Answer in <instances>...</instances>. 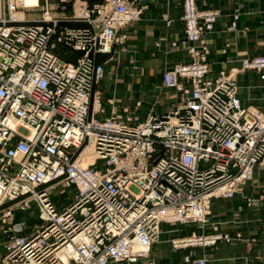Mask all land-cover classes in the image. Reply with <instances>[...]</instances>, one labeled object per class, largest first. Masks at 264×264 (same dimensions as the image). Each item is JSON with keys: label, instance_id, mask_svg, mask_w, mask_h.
<instances>
[{"label": "built area", "instance_id": "2783aa9c", "mask_svg": "<svg viewBox=\"0 0 264 264\" xmlns=\"http://www.w3.org/2000/svg\"><path fill=\"white\" fill-rule=\"evenodd\" d=\"M2 1L0 210L12 218L3 264H136L149 257L162 225H208L213 199L234 198L254 180L264 163V111L243 107L237 76L253 71L264 81V56L210 77L204 36L214 30L219 11L184 1L181 20L192 61L165 72L164 85L185 100L135 124L97 119L101 109L93 99L105 78L97 57L125 40L118 33L141 19L142 0ZM14 12L38 17L18 20ZM172 47L179 48L176 42ZM61 49L80 56L66 62ZM90 147L96 162L81 168ZM61 187L73 188L75 196L59 208L52 192ZM32 201L40 224L30 229L14 222L9 206L27 210ZM246 201L264 207V186L258 199ZM220 240L233 241L229 235L194 237L180 247Z\"/></svg>", "mask_w": 264, "mask_h": 264}, {"label": "crops", "instance_id": "0c3cea01", "mask_svg": "<svg viewBox=\"0 0 264 264\" xmlns=\"http://www.w3.org/2000/svg\"><path fill=\"white\" fill-rule=\"evenodd\" d=\"M200 10H218L220 15L214 30L204 36L208 43L210 77L222 71L241 70L242 61L264 55V0H196ZM184 0H142L141 19L123 28L118 35L129 36L123 45L114 47L111 54L97 57L105 68L104 80L95 87L99 98L95 117H121L124 121L145 122L150 115H163L177 109L185 97L164 85V72L179 64L191 63L182 47L185 26L181 20ZM237 27L231 30L234 17ZM165 18L173 21L168 27ZM178 43L179 48L172 47ZM160 43V47L157 44ZM110 59V60H109ZM239 97L245 108L264 111V81L253 71L237 76ZM264 186V163L255 168L254 180L234 198H215L212 202V221L209 234L229 235L233 241L220 240L216 246L200 249L175 250L168 242L172 228L162 225L165 235L152 246L148 259L136 264H191L185 261L208 258L207 264H264V207L248 206L247 198L258 199ZM62 208L64 205L59 206ZM184 227V226H182ZM185 226L184 228H189ZM183 230V229H182ZM181 252L177 254L178 252ZM148 261V262H147Z\"/></svg>", "mask_w": 264, "mask_h": 264}, {"label": "rangeland", "instance_id": "374dc122", "mask_svg": "<svg viewBox=\"0 0 264 264\" xmlns=\"http://www.w3.org/2000/svg\"><path fill=\"white\" fill-rule=\"evenodd\" d=\"M86 1H89L90 3H93V0H86ZM205 11H210V10H205ZM215 11H218V10H215ZM30 14L31 15L28 14L29 16L27 15V19L35 20L38 17L37 15H35L36 13H30ZM34 15L36 17H34ZM235 16H238V15H235ZM238 18H239V16H238ZM234 20H235V17H234ZM233 23H232V25H233ZM231 30L232 31H235L236 28L235 29H232V26H231ZM122 36H125L126 37L125 40L122 41V43H118L117 45H119V44H123L124 45L128 41L129 36H127V35H122ZM206 43H207V41H206ZM181 45H182V47L184 46V48L186 50L187 44L185 43V39L181 42ZM207 45H208V43H207ZM178 46H180V45H178ZM113 50H114V48H113ZM208 50H209V48H208ZM263 56L264 55L256 56V57H263ZM208 62H209V60H208ZM169 70H172V69H168V70H166V72L169 71ZM222 72H225L226 73L227 71H222ZM164 74H165V72H164ZM100 83H98L97 85H99ZM97 85H96V87H97ZM99 94L100 93L98 91H96V89H95V95H94V99H93V106L96 105L95 102H97V100L99 98ZM180 94L183 95L182 93H180ZM74 196H75V191H74L73 188L72 189H66L64 187H61L60 189L52 192V197H53L54 201L57 204H59V206H62L64 204H68L69 201H72L74 199ZM17 204L18 203H13V204H11L9 206V208H12L13 209V220H14L15 223L21 222V221H25L28 224V227H30V229H33L37 225L40 224L39 213H38L37 207H36V205H35V203L33 201L30 203V208L27 209V210H21V209H19L16 206ZM2 210L3 209L0 210V264H3V256H4V253H5L4 244H5V242H6L7 238H8V235H9L8 230H9L10 223L12 222V218L11 219L10 218L9 219L8 218H4V215H3ZM208 219H209V222L210 223L208 225H205V226H202V225H199V224H186V225H184V224H181V223L164 224V225H169L172 228V230H173L172 231V234H169V237L170 238L168 239V242L172 243L173 248L175 250H177V251L178 250H182V249H200V248H209V247H212V246H216V244L218 242L215 245L207 246V247H204V246H193V247H177L176 248L173 245V242L189 240V239H192L194 237H197L198 238V237H209V236H214V235H221V234H213V235L212 234L211 235L209 234L208 228L210 229V227H211L215 231H217V229H218L216 226H213L211 224V223H213V221H212V206L210 208V214L208 215ZM182 226H184V227L185 226H190V227L186 229V228H184ZM164 228L161 231L160 239H161L162 236L165 235ZM215 228H217V229H215ZM165 236L167 237V235H165ZM216 248H217V246L215 247V249ZM179 253H181V252L179 251L177 254H179ZM188 257H190V256H188ZM145 259H148V258H145ZM202 259H207V262H208V258H202ZM148 264H158V263L150 260ZM245 264H247V263H245Z\"/></svg>", "mask_w": 264, "mask_h": 264}, {"label": "bare ground", "instance_id": "6f19581e", "mask_svg": "<svg viewBox=\"0 0 264 264\" xmlns=\"http://www.w3.org/2000/svg\"><path fill=\"white\" fill-rule=\"evenodd\" d=\"M29 3H33V1L32 0H29ZM3 16H4V3H3V1L2 0H0V18H3ZM12 16L14 17V18H16V19H23V18H27V15L26 14H24V13H22V12H14L13 14H12ZM34 17H36L35 15H34ZM96 162V156H95V153H94V151H93V148L92 147H90V148H88L82 155H81V157H80V159H79V166L81 167V168H87L88 166H90V165H93L94 163ZM167 226H169V225H167ZM159 240H160V236L156 239V241L154 242V244H156V243H158L159 242ZM176 243L178 244V246L180 247V246H182V244H183V241H176ZM153 244V245H154ZM134 249L136 250V251H142V250H144V247H142V246H139V245H136V247H134ZM146 251V250H145ZM149 252H148V256H150V253H151V251H152V247H150V249L148 250Z\"/></svg>", "mask_w": 264, "mask_h": 264}, {"label": "trees", "instance_id": "16d2710c", "mask_svg": "<svg viewBox=\"0 0 264 264\" xmlns=\"http://www.w3.org/2000/svg\"><path fill=\"white\" fill-rule=\"evenodd\" d=\"M60 54L62 59L66 62H74L80 56V53L66 49H61Z\"/></svg>", "mask_w": 264, "mask_h": 264}]
</instances>
